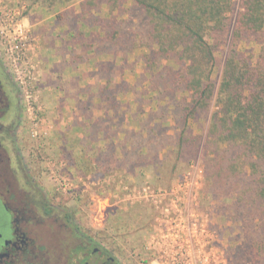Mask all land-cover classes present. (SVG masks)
Masks as SVG:
<instances>
[{
	"label": "trees",
	"instance_id": "trees-1",
	"mask_svg": "<svg viewBox=\"0 0 264 264\" xmlns=\"http://www.w3.org/2000/svg\"><path fill=\"white\" fill-rule=\"evenodd\" d=\"M27 1L52 15L43 35L71 73L56 87L81 176L171 181L196 162L230 264H264V0ZM252 40L257 54L239 50Z\"/></svg>",
	"mask_w": 264,
	"mask_h": 264
},
{
	"label": "rangeland",
	"instance_id": "rangeland-1",
	"mask_svg": "<svg viewBox=\"0 0 264 264\" xmlns=\"http://www.w3.org/2000/svg\"><path fill=\"white\" fill-rule=\"evenodd\" d=\"M239 10L234 5L230 16ZM52 18L36 3L0 0V58L21 99L16 151L24 172L75 213L78 226L95 235L98 247L119 264H230L228 223L207 194L198 163L171 181L99 178L89 165L87 176H81L82 147L75 141L80 131L72 125L77 111L56 87L71 73L59 67L62 58L43 35ZM239 50L257 54L259 46L252 40ZM70 146L75 147L73 165L63 153Z\"/></svg>",
	"mask_w": 264,
	"mask_h": 264
},
{
	"label": "flooded vegetation",
	"instance_id": "flooded-vegetation-1",
	"mask_svg": "<svg viewBox=\"0 0 264 264\" xmlns=\"http://www.w3.org/2000/svg\"><path fill=\"white\" fill-rule=\"evenodd\" d=\"M22 111L0 58V264H119L78 226L75 213L24 172L16 151Z\"/></svg>",
	"mask_w": 264,
	"mask_h": 264
}]
</instances>
